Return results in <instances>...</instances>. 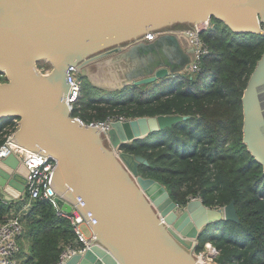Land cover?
Here are the masks:
<instances>
[{"label": "water", "instance_id": "1", "mask_svg": "<svg viewBox=\"0 0 264 264\" xmlns=\"http://www.w3.org/2000/svg\"><path fill=\"white\" fill-rule=\"evenodd\" d=\"M212 18L236 33L260 34L264 0H0V122L17 119L14 139L55 160V202L66 212L75 206L94 236L63 264H202L193 253L202 230L238 220L233 201L222 210L192 198L178 210L163 184L139 173L144 157L122 149L186 115L114 120L103 132L79 124L64 101L70 64L85 77L92 63L125 61L129 72L116 73L118 87L174 76L192 52L180 44L187 34L175 31L196 33V24L211 25ZM148 32L154 39H144ZM241 101L242 140L264 172V52ZM27 175L14 153L0 158L5 202L22 195Z\"/></svg>", "mask_w": 264, "mask_h": 264}, {"label": "trees", "instance_id": "2", "mask_svg": "<svg viewBox=\"0 0 264 264\" xmlns=\"http://www.w3.org/2000/svg\"><path fill=\"white\" fill-rule=\"evenodd\" d=\"M201 36L210 52L197 73L177 72L148 88L128 84L107 91L81 76L74 113L86 121L111 115H186L122 149L143 156L147 163L139 164V173L163 184L179 205L195 196L210 207L234 202L238 220L221 219L207 226L197 250L210 241L219 250L216 264H264V172L242 140L241 101L264 52V34H239L212 18ZM49 66L38 62L39 68ZM13 123V118L0 122V145ZM17 201L23 203L5 202L0 194V223ZM24 217L30 246L20 264H57L65 244L74 238L69 220L41 198L31 202Z\"/></svg>", "mask_w": 264, "mask_h": 264}, {"label": "built area", "instance_id": "3", "mask_svg": "<svg viewBox=\"0 0 264 264\" xmlns=\"http://www.w3.org/2000/svg\"><path fill=\"white\" fill-rule=\"evenodd\" d=\"M210 25L207 21L196 24L195 31L192 29L177 30L179 34H187L188 44L192 50L189 62L182 69L185 74L193 75L197 73L203 59L209 54V46L202 39V32ZM260 30L264 31V24H261ZM264 34V32H261ZM156 36L154 32H148L144 35L145 40H152ZM43 72H48V69H42ZM66 77L69 82L64 101L72 118L79 124L88 126H98L103 132H106L110 124L114 120H125L123 116H107L102 120L86 121L76 113L77 102L81 94L82 79L79 74V68L76 64H70L66 68ZM13 126L9 132L5 134V141L0 145V158L6 156L8 153H14L28 170L25 190L22 195L16 200H22L20 206H11L5 220L0 223V264H20L21 246L20 239L23 235V224L25 221L24 214L30 208L31 202L36 198L47 199L55 207L58 215L67 218L74 231V238L71 243H66L64 249L61 251L57 264L63 262L72 254L83 252L90 247L94 236L92 233H85L82 230V224H86L84 216L79 210L73 206L70 212L61 209L55 202V197L58 195L56 190L51 185V173L55 168V160L47 155L37 151L26 148L14 139V132L18 127L17 119H13ZM200 198L201 197H191ZM221 208L223 206L215 207ZM219 250L210 242L204 243V246L195 256L202 264H216L215 258Z\"/></svg>", "mask_w": 264, "mask_h": 264}, {"label": "rangeland", "instance_id": "4", "mask_svg": "<svg viewBox=\"0 0 264 264\" xmlns=\"http://www.w3.org/2000/svg\"><path fill=\"white\" fill-rule=\"evenodd\" d=\"M106 60V59H105ZM103 61V60H102ZM102 61H98V62H95V63H92L90 68H91V71L90 69H87L88 70V75L85 76V80L90 82L91 84H94L95 86H97L100 90H103V91H107V90H111V89H117V88H121V86L118 87L119 84H121V77H117L116 73L119 72L120 70L122 71H125L127 69V63L125 61H121L119 62L118 64H115V68L111 67L110 68V72H106L102 69V66H104L103 64H106V63H103L99 66V69L96 70L98 67L97 65H99V63H101ZM51 66H49L48 68L47 67H40V69H48L50 70ZM118 68V69H117ZM184 71V70H183ZM182 70L179 71V72H183ZM4 79V78H2ZM151 85L150 84H145L144 87H150ZM168 86V85H166ZM165 86V88H166ZM199 197V196H197ZM183 205H179L178 206V210H181V207ZM82 230L85 232V233H89V230L87 228V226L85 224H82ZM27 238L28 240H30V236L28 234V228L25 227L24 228V233H23V236H22V239H20V246L22 244V240L24 238ZM24 243V242H23ZM28 246H26V250L23 249L22 250V255L23 256H26L27 253H25L27 250H29V248H27ZM203 248V247H202ZM201 250V249H200ZM194 255L196 256L198 253H199V250L195 249L193 251ZM197 257V256H196Z\"/></svg>", "mask_w": 264, "mask_h": 264}, {"label": "crops", "instance_id": "5", "mask_svg": "<svg viewBox=\"0 0 264 264\" xmlns=\"http://www.w3.org/2000/svg\"><path fill=\"white\" fill-rule=\"evenodd\" d=\"M179 40H180V44L182 45V47L184 48V49H190V46H189V44H188V40H187V38L186 37H184V36H179ZM103 63H106V64H103ZM101 64H103L104 66H102V69L104 70V71H106V72H110V68L111 67H113V68H115L114 66H115V62H113L110 58H108V59H106V60H103L101 63H99V65H97V69L96 70H98L99 69V66L101 65ZM90 66L91 65H89L88 66V69H90V71H91V68H90ZM118 69V68H117ZM122 70H120V72H121ZM122 79V78H121ZM21 203L20 202H16V203H12V204H10L11 206H17V205H20ZM86 226H87V228H88V230H89V233H90V229H89V227H88V225H87V223L85 224ZM28 226V224H27V221L25 220L24 221V224H23V228H25V227H27ZM23 233H24V229H23ZM23 236V235H22ZM22 239V238H21ZM23 242H22V244H21V253H20V258H21V260L23 259V255H22V250L23 249H25L26 250V246H28L27 248H29V246H30V240H28L26 237L22 240ZM28 252V250L25 252V253H27Z\"/></svg>", "mask_w": 264, "mask_h": 264}, {"label": "flooded vegetation", "instance_id": "6", "mask_svg": "<svg viewBox=\"0 0 264 264\" xmlns=\"http://www.w3.org/2000/svg\"><path fill=\"white\" fill-rule=\"evenodd\" d=\"M130 63H132V64H133V62H132V60H131V59H130ZM127 70H128V72H129V67L126 69V71H127ZM0 75H1V76H2V78H4V79L6 78V76H5L3 73H1V72H0Z\"/></svg>", "mask_w": 264, "mask_h": 264}]
</instances>
